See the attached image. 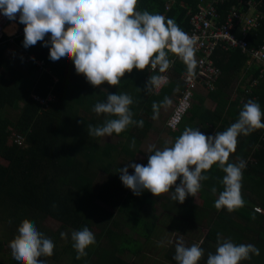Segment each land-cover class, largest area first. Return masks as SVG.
<instances>
[{
    "label": "trees",
    "instance_id": "trees-1",
    "mask_svg": "<svg viewBox=\"0 0 264 264\" xmlns=\"http://www.w3.org/2000/svg\"><path fill=\"white\" fill-rule=\"evenodd\" d=\"M254 1L257 10L264 13V0ZM166 3L167 0H138L137 9L171 18L184 32L190 30L188 14L197 11L199 2L176 0L165 11ZM233 5H236V0L220 5L218 12L224 15ZM246 39L252 45L263 43L264 21L257 30L248 33ZM23 40L24 35H16L0 43V223L8 224L10 229L15 228L18 232L19 225L27 219L47 238V233H50L55 245L61 231L72 232L86 226L97 234L96 243L91 249H86L87 255L83 259H77L76 250L69 247L71 263L89 264L92 256H96L101 264H127L119 255L130 253L138 256L145 244L157 243L160 224L172 229L167 217L173 215L167 214L159 220L157 214H147L146 205L154 203L151 192L144 190L141 195H135L122 181L121 186H116L121 176L118 171L135 161L152 122L161 118V113L169 107L161 106L158 117L154 119L153 102L160 103L165 97L172 100L183 89L180 75L193 73V65L190 68L183 59L174 58L170 80L157 94L153 91L148 94L145 90L150 75L160 73V70L150 72L149 68H134L131 73H125L116 86L107 82L93 86L83 74L76 73L72 59L51 60L50 44L45 46L40 41L25 48ZM45 40L50 38L45 37ZM11 44L16 46L17 52L8 56L7 49ZM174 55L169 52V60ZM30 56L42 59L44 67H39ZM214 60L220 67L221 75L216 89L207 95L212 110L204 109L201 113L198 110L201 107L193 105L189 114L191 120L203 114L200 118L209 116L214 124L222 121L223 125L217 133L235 123L244 106L239 95L230 94L238 73L242 75V83L237 92L241 95L247 93V100L258 102L262 111L264 78L255 87H249V79L256 77L257 67H250L247 56L240 49H218ZM246 79L248 81L244 84ZM109 93L131 95L134 100L130 106L133 119L144 122L143 127L130 125L120 134L113 133L118 137L116 143H103V137L90 136L88 132V125L102 126L106 119L115 118L93 111L97 102H106ZM33 95L43 99L52 95L53 100L45 107L35 101ZM200 102L202 106L204 101ZM8 109L18 110L15 120L3 115L4 110ZM182 124L179 129L183 127ZM13 133L23 137L21 145L13 141ZM245 137L256 147L253 149L252 163L248 162L243 170L242 188L248 185H252V188L264 187V128L256 129ZM149 155L151 153L146 154L143 165H147ZM211 169L213 172L209 173V179L202 182L222 192L221 168L217 163ZM249 173L255 179H248ZM190 197L191 194L185 201H190ZM262 199L260 204L264 207ZM166 200L173 201L172 198ZM102 202L115 210H109ZM174 204L177 208L167 210L178 212L179 217L175 216L173 221L182 222L183 225L187 223L182 219H197L200 216V222L206 214L207 244L203 240L202 248L214 252L219 234L235 244H252L260 250L258 256L253 254L250 260L241 264H264V213L256 212L248 203L232 212L226 208L218 210L215 200L206 208L209 209L207 212L196 205L185 206L184 202L174 200ZM116 213L131 221L130 231L136 234L137 239L123 232V225L114 218ZM46 217L58 222L57 231H47L42 225ZM106 240L107 243L103 244ZM66 248L67 245L61 252L64 253ZM169 248L164 258L172 260L170 250L174 247L170 245ZM173 262L177 264L176 260ZM7 264L19 262L10 258Z\"/></svg>",
    "mask_w": 264,
    "mask_h": 264
},
{
    "label": "clouds",
    "instance_id": "clouds-1",
    "mask_svg": "<svg viewBox=\"0 0 264 264\" xmlns=\"http://www.w3.org/2000/svg\"><path fill=\"white\" fill-rule=\"evenodd\" d=\"M138 0H0V12L9 20L24 24L25 48L43 41L51 45L49 58L53 61L72 59L77 74H83L93 86L107 82L116 86L125 73L133 69H156L163 73L172 61L168 53L178 55L191 68L194 64V38L185 33L171 18L137 9ZM11 34V33H10ZM50 34V40L45 37ZM165 83L164 77L150 75L146 92ZM133 97L127 93H109L106 102H97L93 111L107 114L102 126L88 125L90 136L120 134L130 125L143 127V121L133 119ZM171 104L168 97L153 102V118L161 106ZM264 111L258 102L249 100L240 111L238 120L225 131L205 135L199 128L187 127L174 142L165 141L163 149L149 145L147 165L131 163L120 168V179L135 195L144 190L155 196L174 191L172 199L183 203L188 195L196 196L202 181L209 179L204 173L214 164L225 173L224 190L215 200V207L229 212L242 207L243 170L247 162L240 159L229 163L230 153L235 152L238 137L264 128ZM171 145V146H167ZM134 147V142H133ZM177 184L178 178H181ZM216 192V188L212 189ZM66 234L61 233L64 237ZM77 259L87 255L86 249L96 243L95 234L88 228L74 230L71 234ZM54 242L40 232L36 225L25 219L18 227V234L10 242L12 257L19 264H45L39 257H50ZM259 255L252 244H235L231 239L217 236L215 254L209 253L207 264H241ZM204 249L198 245L185 246L183 240L176 244L174 259L177 264H198Z\"/></svg>",
    "mask_w": 264,
    "mask_h": 264
},
{
    "label": "built area",
    "instance_id": "built-area-1",
    "mask_svg": "<svg viewBox=\"0 0 264 264\" xmlns=\"http://www.w3.org/2000/svg\"><path fill=\"white\" fill-rule=\"evenodd\" d=\"M198 9L196 12L189 15L190 30H186L190 37L194 38V64L193 73H184L179 79L183 83V89L178 91L175 98L171 113L165 122V127L169 131H176L184 119L188 116L192 106L195 92L198 89H203L207 92L216 89L221 70L216 65L214 54L218 49L230 50L240 49L247 56L248 64L257 65L256 77L249 79V87H255L260 79L264 78V42L257 45L250 44L246 37L248 33L257 30L260 23L264 21V13L257 10V3L254 0H236V5H233L227 10L224 15L218 12V7L231 0H197ZM176 0H167L165 11H168ZM13 24V32L9 34L7 27ZM25 25L19 22V17L15 21L9 20L0 12V43L6 40L7 37L16 35H24ZM46 37L50 38V34ZM174 58H180L174 55L170 58L173 62ZM31 60L41 68L45 63L42 59H35L30 56ZM149 68L150 72L158 71ZM172 71V63L170 67L163 73H159L164 77L165 83L159 88H154L153 93H159L170 80V72ZM32 98L47 107L53 100L52 95H48L45 99L32 96ZM12 139L15 143L21 145L23 137L13 133ZM253 210L259 212L258 207H253Z\"/></svg>",
    "mask_w": 264,
    "mask_h": 264
},
{
    "label": "rangeland",
    "instance_id": "rangeland-1",
    "mask_svg": "<svg viewBox=\"0 0 264 264\" xmlns=\"http://www.w3.org/2000/svg\"><path fill=\"white\" fill-rule=\"evenodd\" d=\"M232 90H235L234 88ZM231 90V91H232ZM205 94V93H204ZM177 97V93L175 94V97L171 100V107L173 103L175 102V98ZM203 95L200 92H195L194 98H193V103H199V101L202 99ZM7 117H10L11 119L15 120L17 116V111L15 112L12 109H8L6 112L3 113V115H6ZM167 115V111L164 110L161 113V116L164 117ZM161 117V118H162ZM160 118V119H161ZM160 119H157V121H160ZM156 121V120H155ZM162 121V119H161ZM105 142H111V143H116L118 140V137L115 136H106L103 139ZM146 142L148 143L147 145H151L148 140L146 139ZM148 146L144 149L143 154H147V149ZM144 156V155H143ZM140 161H142V157H139ZM129 173L133 174L134 169L129 168ZM122 180L120 179L116 186H121L122 185ZM205 186L202 185V188L199 192H202L205 190ZM117 189V187H116ZM199 192L196 194V196L191 197V201H184V203H187L189 206L190 205H196L200 209H204L201 206L205 204V198L199 194ZM168 193L161 194L160 196H155L154 194L151 193V198L152 201L154 202L153 204L146 205L147 206V214H157L159 217V220L162 218H165L167 214L173 215L171 217H167V221L172 224V229L168 230V226H162L164 228L157 238V243H147L144 245L142 252L138 256H132L130 253H127L126 255L120 256V259L127 263V264H174L173 260L175 256V250H176V244L180 241L183 240L185 246H191L193 244H198L199 245V238H203L205 232H208V228H205L204 224L200 225V222L198 219L199 217H196L197 219H194L190 217L191 219L188 221H182L186 222L187 224H184L182 222L176 221L173 223V220H175V216L179 217L178 212L176 211H168L167 209L171 207H175L174 202H168L166 200V196ZM216 195V193H214ZM214 196L213 194H211ZM102 205L106 206L109 210H115L114 208L110 207L108 203L102 202ZM177 208V207H175ZM146 209V207H145ZM121 225H123L122 230L126 235L136 237V234L134 232L130 231V224L131 221H129L127 218L122 216V214L116 213L114 217ZM113 220V219H111ZM102 221V220H101ZM42 225L46 228L47 231L50 232H55L58 229V222L55 221L52 218L46 217L42 221ZM11 227L8 224L0 223V243H1V248H0V264H7L8 259L13 258L11 249H10V242L14 239V237L18 234V232L15 230V228L10 229ZM99 229V227H98ZM96 228L95 232L98 231ZM73 232V231H72ZM72 232L68 231H61L60 236L57 239V243L54 248L53 255L50 257H42L41 260L45 261V264H73L71 263V256H70V250L69 247L73 248V241L71 239V234ZM61 233H65L66 235L64 237L61 236ZM48 238L52 240L53 236H51L50 233H47ZM97 234H95V237ZM142 241V239H140ZM107 240L103 242V244H106ZM67 245L66 250L64 253L63 251ZM94 245V244H93ZM170 245H173V249L171 251V257L173 260H168L164 258V254L166 253V250L170 249ZM92 245H90L87 249H91ZM204 249V256L201 258V260L198 262L199 264H206L208 254L214 252H209L208 250ZM84 257H82L83 259ZM89 264H101L99 261V258L96 256H92V259L90 260Z\"/></svg>",
    "mask_w": 264,
    "mask_h": 264
},
{
    "label": "crops",
    "instance_id": "crops-1",
    "mask_svg": "<svg viewBox=\"0 0 264 264\" xmlns=\"http://www.w3.org/2000/svg\"><path fill=\"white\" fill-rule=\"evenodd\" d=\"M11 28L12 31H13V25H10L9 27H7V31L8 29ZM8 33L10 34V32L8 31ZM13 36V35H12ZM16 51V46L14 44H11L10 47L7 49V54L8 56H12ZM251 68L253 67H257V65L255 64H251L250 65ZM250 77V76H249ZM248 80L246 79L244 81V84L247 82ZM242 83V75H240L238 73V75L234 78V83L232 85V89L234 88L235 90H232L230 91V94H232L233 96H237L239 95L241 97V102L243 104L247 103L248 100H247V93H244V95H241L240 93L237 92L238 88L240 87ZM236 91V92H235ZM196 92H200L203 97L201 99V101H204V103L202 104L201 106V102L199 101V103H193V105L195 106H199L201 108H199L198 110L202 113V110L204 109H211V105L212 103L208 100L207 98V95L209 92L203 90V89H198ZM205 93V94H204ZM174 105V103H173ZM172 105V107H173ZM172 107L171 105H169V107L166 109L167 111V115H165L164 117H162V121L160 118V121H154L152 122V125H151V128L147 134V137L143 140L141 146H140V150H139V153L137 154L136 156V159L133 163H138V164H143L144 160H145V154H143L144 152V149L146 148V146H148L147 142H146V139L148 140V142L151 144V145H155L156 148H159V149H163L166 144H165V141H172L174 142L176 140V138H178L182 133L183 131L187 128V127H192V128H199L201 132H203L205 135H214L216 133V131L218 130L219 127H221L223 125V122H217L216 124L212 123L211 121L212 118L209 116H206L204 118H200L201 115L195 117L194 119L191 120V115L189 114L187 120L184 122V125L182 128H178L176 131H174V133H171V131L167 130L166 127H165V122L167 120V118L169 117L170 113H171V110H172ZM7 110H4V112H6ZM15 112L17 111L18 113V110H14ZM220 113H222L220 111ZM7 116V114H6ZM232 122V121H231ZM113 136V135H112ZM260 136H262V133L260 134ZM106 138V136H104ZM103 137V139H104ZM116 137V136H115ZM103 143H105V141L103 140ZM167 146H171V145H167ZM254 147H256V144L254 145H251V143H249L248 141H246V137L245 135L241 134L239 137H238V143H237V146H236V150L235 152L233 153H230V156H229V163H235V162H238L240 159H243L245 160L247 163L250 162L252 163V160H253V149ZM246 149V151H245ZM148 154V153H147ZM144 155V156H143ZM139 157H142V161H140ZM130 166L128 167V170H129ZM212 169H209L207 170L204 174L205 175H209V173H212L213 171H211ZM225 173L222 171V169L220 170L219 172V176L220 177H224ZM212 176V174L210 175ZM248 179H255V176L253 174H248L247 175ZM180 180L177 181V184L180 183L181 178H179ZM203 186H205V190L202 191V192H199V194L201 196H203L205 198V204H203L201 207L204 208V209H200V210H206V212L209 210V209H206L209 204L213 201V200H216L218 197H219V190L216 188V195L212 192V189L213 187L211 186H208L206 184H204V182H201ZM258 188V187H256ZM256 188H252V185H248V187H244L241 189V193H242V198L244 200V204L243 206L248 203L247 205L251 206L252 208L253 207H258L260 209L259 213H264V207H262V205L260 204L264 198V187H260L258 188V190ZM174 191V187H173V190H170L166 196V198L170 199L171 198V194L173 193ZM211 194H213L214 196H212ZM192 197V195H191ZM190 197V198H191ZM191 201V199H190ZM168 202H174L173 201H168ZM188 202V201H187ZM183 205H187L188 207H190L187 203H184ZM171 208H175V207H171ZM257 212V211H256ZM203 220L200 222V225L204 224L205 228H207V226L205 225L206 223V214L201 217ZM179 219V218H178ZM191 218H186L184 219V221H188L190 220ZM176 222V221H173V223ZM170 229V227H168V230ZM162 231V225L160 224V230L158 232V234ZM206 235H207V232H205L204 234V237L203 238H199V245L202 244L203 240L205 241L204 244H207L206 243ZM172 250V249H171ZM216 251V249H215ZM215 251H214V254H215ZM173 260V258H172ZM174 261V260H173ZM174 264H176L174 262Z\"/></svg>",
    "mask_w": 264,
    "mask_h": 264
},
{
    "label": "bare ground",
    "instance_id": "bare-ground-1",
    "mask_svg": "<svg viewBox=\"0 0 264 264\" xmlns=\"http://www.w3.org/2000/svg\"><path fill=\"white\" fill-rule=\"evenodd\" d=\"M12 25H13V24H12ZM8 31H9L11 34H12V32H13L11 28H9ZM8 31H7V32H8Z\"/></svg>",
    "mask_w": 264,
    "mask_h": 264
}]
</instances>
